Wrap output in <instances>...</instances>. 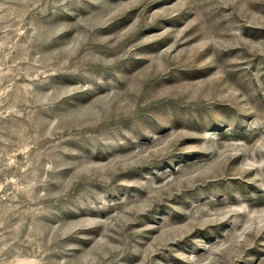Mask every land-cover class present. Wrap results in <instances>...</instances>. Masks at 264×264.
<instances>
[{
  "label": "rangeland",
  "instance_id": "374dc122",
  "mask_svg": "<svg viewBox=\"0 0 264 264\" xmlns=\"http://www.w3.org/2000/svg\"><path fill=\"white\" fill-rule=\"evenodd\" d=\"M0 264H264V0H0Z\"/></svg>",
  "mask_w": 264,
  "mask_h": 264
}]
</instances>
